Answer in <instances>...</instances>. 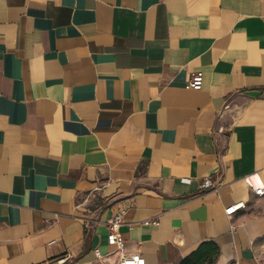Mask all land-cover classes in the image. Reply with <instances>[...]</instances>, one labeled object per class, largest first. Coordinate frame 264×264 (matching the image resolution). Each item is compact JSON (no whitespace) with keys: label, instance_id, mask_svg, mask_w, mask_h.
Returning a JSON list of instances; mask_svg holds the SVG:
<instances>
[{"label":"crops","instance_id":"obj_1","mask_svg":"<svg viewBox=\"0 0 264 264\" xmlns=\"http://www.w3.org/2000/svg\"><path fill=\"white\" fill-rule=\"evenodd\" d=\"M263 184L264 0H0V264H264Z\"/></svg>","mask_w":264,"mask_h":264},{"label":"built area","instance_id":"obj_2","mask_svg":"<svg viewBox=\"0 0 264 264\" xmlns=\"http://www.w3.org/2000/svg\"><path fill=\"white\" fill-rule=\"evenodd\" d=\"M203 83L202 72H193L190 75L188 82L185 84V89L200 90ZM203 189H216L211 178H205L202 183ZM251 190L257 196H264V184L259 186H251ZM243 204H236L225 209L226 215H231L233 212L241 208ZM123 223V212H118L112 215L106 222V243L112 249L107 253H102L99 248L93 250L95 261L106 264H145V259L138 253L125 254L123 249L126 243L123 235L119 231V227ZM144 225L157 226L158 218H152L143 221ZM65 258L59 259L57 262L63 264Z\"/></svg>","mask_w":264,"mask_h":264},{"label":"trees","instance_id":"obj_3","mask_svg":"<svg viewBox=\"0 0 264 264\" xmlns=\"http://www.w3.org/2000/svg\"><path fill=\"white\" fill-rule=\"evenodd\" d=\"M218 255V248L215 244H201L195 252L185 258L181 264H212Z\"/></svg>","mask_w":264,"mask_h":264}]
</instances>
